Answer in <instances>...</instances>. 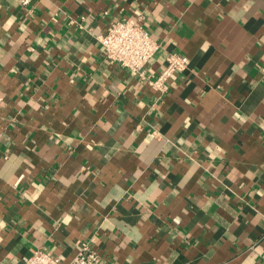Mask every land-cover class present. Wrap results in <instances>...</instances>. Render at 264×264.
<instances>
[{"label": "crops", "instance_id": "crops-1", "mask_svg": "<svg viewBox=\"0 0 264 264\" xmlns=\"http://www.w3.org/2000/svg\"><path fill=\"white\" fill-rule=\"evenodd\" d=\"M189 58L164 93L99 37ZM264 264V0H0V264Z\"/></svg>", "mask_w": 264, "mask_h": 264}, {"label": "built area", "instance_id": "built-area-1", "mask_svg": "<svg viewBox=\"0 0 264 264\" xmlns=\"http://www.w3.org/2000/svg\"><path fill=\"white\" fill-rule=\"evenodd\" d=\"M105 58L126 70L139 75L158 92L164 93L169 79L177 72L184 71L189 58L170 54L162 72L147 78L146 66L159 50V45L151 38L142 24V18H131L113 22L107 32L99 37ZM100 257L88 246L82 245L76 257L69 264H99ZM23 264H63L62 261L43 251H36L25 258Z\"/></svg>", "mask_w": 264, "mask_h": 264}]
</instances>
